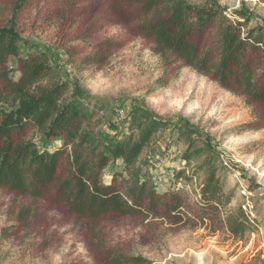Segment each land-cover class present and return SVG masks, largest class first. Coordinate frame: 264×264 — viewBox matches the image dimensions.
<instances>
[{"label":"rangeland","instance_id":"1","mask_svg":"<svg viewBox=\"0 0 264 264\" xmlns=\"http://www.w3.org/2000/svg\"><path fill=\"white\" fill-rule=\"evenodd\" d=\"M8 1L0 0V12ZM65 1L34 0L16 13L12 25L19 55L44 54L85 92V104L102 106L93 122L102 119L105 146L128 133L127 121L137 107L167 120L138 161L141 175L159 193L183 190L199 200L206 173L195 171L200 160L192 152L208 143L225 189L234 194L229 208L241 206L255 231L236 238L204 227L120 217L88 228L45 202L0 191V264H101L98 254L104 248L155 264H264V127L257 110L190 69L167 67L127 25L108 16L107 0H73L74 25L59 20ZM219 3L229 12L244 4L264 21V0ZM9 18L0 15V22L9 25ZM102 43L110 49L96 57ZM8 68L17 80L14 59ZM182 128L196 135L189 139ZM121 170V162L110 164L103 181L109 183Z\"/></svg>","mask_w":264,"mask_h":264},{"label":"trees","instance_id":"2","mask_svg":"<svg viewBox=\"0 0 264 264\" xmlns=\"http://www.w3.org/2000/svg\"><path fill=\"white\" fill-rule=\"evenodd\" d=\"M33 1L9 0L8 9L0 12L10 17L9 25L0 22V191L45 202L88 228L120 217L204 227L236 238L254 232L241 206L229 208L234 194L225 189L208 143L192 152L200 160L195 171L206 173L197 201L183 190L159 193L141 175L138 161L144 149L169 125L150 109L135 108L128 133L105 146L99 133L102 119L93 122L102 106L85 104V92L44 54L18 53L12 20ZM73 7V0L63 3L62 24L74 25ZM106 8L109 17L127 25L167 67L190 69L240 97L257 110L264 127V21L244 4L229 12L219 0H107ZM109 49L102 43L95 56ZM9 59L15 60L17 80L9 76ZM181 133L189 139L196 135L188 128ZM53 142L60 145L49 150ZM117 161L122 170L106 184L104 171ZM98 256L101 264H155L108 248Z\"/></svg>","mask_w":264,"mask_h":264}]
</instances>
